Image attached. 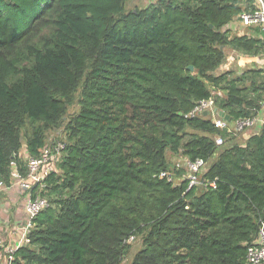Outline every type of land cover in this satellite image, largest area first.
I'll list each match as a JSON object with an SVG mask.
<instances>
[{
    "label": "trees",
    "instance_id": "16d2710c",
    "mask_svg": "<svg viewBox=\"0 0 264 264\" xmlns=\"http://www.w3.org/2000/svg\"><path fill=\"white\" fill-rule=\"evenodd\" d=\"M125 2L0 0V181L9 184L12 159L26 172L14 155L25 124L37 157L45 132L78 106L46 178L51 204L14 262L123 264L134 237L129 264H247L264 224V125L220 147L217 136L234 137L186 115L211 97L209 84L226 93L217 108L231 119L264 108V70L212 75L225 47L263 54L258 28H225L251 0H158L129 12ZM168 154L203 160L200 183L188 189L185 165Z\"/></svg>",
    "mask_w": 264,
    "mask_h": 264
},
{
    "label": "built area",
    "instance_id": "2783aa9c",
    "mask_svg": "<svg viewBox=\"0 0 264 264\" xmlns=\"http://www.w3.org/2000/svg\"><path fill=\"white\" fill-rule=\"evenodd\" d=\"M244 28H258L260 32L264 33V0H251V8L242 12L236 18ZM264 40V39H263ZM233 61V56L229 58ZM257 62L264 70V52L261 57H258ZM227 67V66H226ZM217 98L222 100L220 93H212L211 97L207 100L198 102L194 108L186 115L187 118H193L201 116L206 113V116L210 117L214 127L220 131H225L232 137H237L240 133L247 129L252 128L258 124L256 116L244 117L238 119H231L222 110L217 107ZM264 105V101L262 103ZM224 116H228L229 119H225ZM264 125V121L262 122ZM215 144L221 146L224 144L222 136L215 138ZM65 145L62 142H57L51 145H45L39 152L37 157H27L24 161L26 172L22 173L18 167L17 161L12 159L10 162V181L17 182L20 187L27 193L25 211L28 215V223L23 230L22 237L19 246H25L29 244V234L34 228L33 220L39 215V213L50 206L49 200L44 196L47 188H45L46 178L54 171L55 166L63 157V151ZM179 168L178 165L175 166ZM186 173L182 179L188 184V189L197 186L199 182V175L205 168V162L201 159L194 161H185ZM160 179H167L168 181L176 182L173 174L167 171L161 172ZM210 185L214 188L215 183ZM5 185L0 181V190ZM134 241V237H130L126 243L131 244ZM18 247V248H20ZM16 249L9 250L6 264H14ZM245 261L247 264H264V224L262 225L258 236L250 246L247 247Z\"/></svg>",
    "mask_w": 264,
    "mask_h": 264
},
{
    "label": "rangeland",
    "instance_id": "374dc122",
    "mask_svg": "<svg viewBox=\"0 0 264 264\" xmlns=\"http://www.w3.org/2000/svg\"><path fill=\"white\" fill-rule=\"evenodd\" d=\"M157 1L158 0H126L125 12H129V11L135 10V9H143V8L149 6L150 4L156 3ZM235 21L239 22L236 18H235ZM226 27L229 30L230 36H234L235 34H237V35L242 34L243 30H239V28L244 29V27H242L240 23L237 24L236 28H234L236 32L231 30L229 24ZM249 30L250 29H246L244 31V33L246 34L248 32L249 35H251V36H257L258 35V33L254 32V31L251 33L250 31L252 29L250 31ZM224 53H225V59H224L223 63L216 70L213 71V73H212L213 76L220 75V74L225 73L227 71L228 72L232 71L233 77H235L238 74H240L241 72H247L251 69L260 70L261 66L257 62L258 57H247V56L242 55L236 51H233L229 47H225ZM231 56H233L232 62L229 60V58ZM243 59H245V61L241 63V60H243ZM259 75H260V78L264 79L263 73L260 72ZM246 85H248V84H246ZM208 87L212 93H214V94L220 93L222 99H224V100L226 99V93L224 91H221L219 88L213 87L211 84H209ZM77 111H78V106H77V103L74 102L66 110V114L63 117L64 124L58 128H56V127H54V129L51 128L45 132L44 145L47 146V145L55 144L57 142H62V143H64V145L67 144V135H66V131H65V126H66L68 120L71 119ZM258 124L260 125V123H258ZM258 127L259 126L256 124L252 128L245 130L244 132L240 133L236 138H234L233 141L226 143L224 140V144L220 147L228 146L230 144L240 145V144L245 143L247 136L254 133L258 129ZM30 134H31V127L29 126V124H25L22 131H21L22 137H21L20 148H18V151L16 152L17 154H14V155H16L15 157L23 163L27 159V157L29 156L27 154V150L25 147V140ZM167 159L169 161L170 166L178 165L180 167L182 165H185V159L181 156H171L170 154H168ZM175 181L178 182V178H176ZM46 185L47 184H45V188H46ZM44 196L50 202V198L47 195V190L45 191ZM50 204H51V202H50ZM139 248H140V242H139L138 238H136L130 244V250L125 255L124 261L122 263L127 262V264H129L132 257L139 250Z\"/></svg>",
    "mask_w": 264,
    "mask_h": 264
},
{
    "label": "crops",
    "instance_id": "0c3cea01",
    "mask_svg": "<svg viewBox=\"0 0 264 264\" xmlns=\"http://www.w3.org/2000/svg\"><path fill=\"white\" fill-rule=\"evenodd\" d=\"M237 24L239 23L236 21L229 23L230 28L232 29L236 28ZM246 29H252L251 31L249 30L252 33L255 30V27L244 29L239 28V30H243V32ZM246 34L249 35L248 32ZM260 69H262V67H260ZM256 117L258 123H260V125L257 124L259 126L258 128H260L264 121V108L260 110ZM26 198L27 193L17 182L10 181L7 186H4L0 190V264H6L9 250L16 249L17 251V249H19L18 247H20L19 243L22 233L28 223V215L25 211ZM14 257L15 260H19L15 253ZM14 264L17 263L14 262ZM123 264H127V262H124Z\"/></svg>",
    "mask_w": 264,
    "mask_h": 264
},
{
    "label": "water",
    "instance_id": "95a60500",
    "mask_svg": "<svg viewBox=\"0 0 264 264\" xmlns=\"http://www.w3.org/2000/svg\"><path fill=\"white\" fill-rule=\"evenodd\" d=\"M209 27L211 28V25H210ZM261 38L264 39V33H263V32H261ZM187 69H188L189 71H193V67H192V66H189ZM203 116H206V113H204ZM224 118H225V119H229L228 116H224Z\"/></svg>",
    "mask_w": 264,
    "mask_h": 264
},
{
    "label": "bare ground",
    "instance_id": "6f19581e",
    "mask_svg": "<svg viewBox=\"0 0 264 264\" xmlns=\"http://www.w3.org/2000/svg\"><path fill=\"white\" fill-rule=\"evenodd\" d=\"M244 61H245V59L241 60V63L244 62Z\"/></svg>",
    "mask_w": 264,
    "mask_h": 264
}]
</instances>
